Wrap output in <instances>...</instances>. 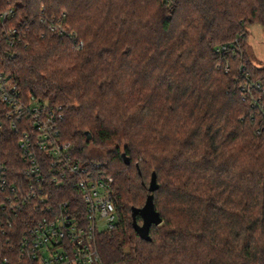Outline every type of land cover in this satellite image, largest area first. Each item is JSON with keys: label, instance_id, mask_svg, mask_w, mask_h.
<instances>
[{"label": "trees", "instance_id": "obj_1", "mask_svg": "<svg viewBox=\"0 0 264 264\" xmlns=\"http://www.w3.org/2000/svg\"><path fill=\"white\" fill-rule=\"evenodd\" d=\"M9 7L0 66L25 101L61 106L62 140L115 180L121 215L98 235L104 264H264V65L248 51L264 0H0V15ZM63 14L72 37L41 21ZM31 119L20 126L33 131ZM3 122L0 155L20 175L18 120ZM153 172L163 222L146 241L132 209L144 206ZM6 196L0 189V264H18L33 220L3 209Z\"/></svg>", "mask_w": 264, "mask_h": 264}, {"label": "built area", "instance_id": "obj_2", "mask_svg": "<svg viewBox=\"0 0 264 264\" xmlns=\"http://www.w3.org/2000/svg\"><path fill=\"white\" fill-rule=\"evenodd\" d=\"M13 14L10 7L0 18L6 22ZM65 18L63 14L41 21L58 35L72 37L74 33ZM18 32L11 26L4 36L14 43ZM83 47L82 40L74 44L76 51ZM222 49L227 46L218 48ZM20 93L19 85L0 66V141L3 118L15 116L18 122L11 128L21 134L18 143L24 159L19 163L20 175L10 176L0 155V189L7 192L3 209L15 214L25 211L33 220L20 234L18 264H104L98 235L115 228L121 215L115 180L99 161L84 159L77 154L74 143L62 140L61 106L33 97L25 101ZM259 104L261 99H255L254 105ZM26 115L32 117L33 131L20 126ZM3 264L10 261L5 259Z\"/></svg>", "mask_w": 264, "mask_h": 264}, {"label": "water", "instance_id": "obj_3", "mask_svg": "<svg viewBox=\"0 0 264 264\" xmlns=\"http://www.w3.org/2000/svg\"><path fill=\"white\" fill-rule=\"evenodd\" d=\"M88 136L91 137L90 134H88ZM122 156L125 163L129 165L131 163L130 158L126 154H123ZM158 189L159 183L157 181V174L156 172H153L148 187L149 194L146 198L144 206L140 208L133 207L132 209L133 227L137 231L139 236L146 241L152 240V237L150 235L152 225H160L163 222L159 212L156 210L154 202V192ZM138 215L142 218V223L138 222Z\"/></svg>", "mask_w": 264, "mask_h": 264}, {"label": "rangeland", "instance_id": "obj_4", "mask_svg": "<svg viewBox=\"0 0 264 264\" xmlns=\"http://www.w3.org/2000/svg\"><path fill=\"white\" fill-rule=\"evenodd\" d=\"M248 30L250 32L248 51L252 57V61L258 66H263L264 65V26L261 24L249 25ZM90 149L92 148L90 147ZM98 152L99 150L97 149L92 151V153H96V154H98ZM103 154L104 151L102 152L101 155Z\"/></svg>", "mask_w": 264, "mask_h": 264}]
</instances>
